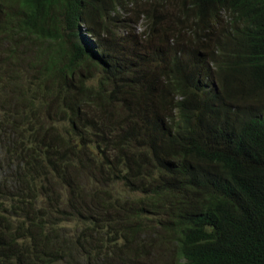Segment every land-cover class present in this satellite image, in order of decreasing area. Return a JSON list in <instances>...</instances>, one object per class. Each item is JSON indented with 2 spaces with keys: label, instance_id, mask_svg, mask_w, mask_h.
I'll return each instance as SVG.
<instances>
[{
  "label": "trees",
  "instance_id": "16d2710c",
  "mask_svg": "<svg viewBox=\"0 0 264 264\" xmlns=\"http://www.w3.org/2000/svg\"><path fill=\"white\" fill-rule=\"evenodd\" d=\"M0 264H264V0H0Z\"/></svg>",
  "mask_w": 264,
  "mask_h": 264
},
{
  "label": "rangeland",
  "instance_id": "374dc122",
  "mask_svg": "<svg viewBox=\"0 0 264 264\" xmlns=\"http://www.w3.org/2000/svg\"><path fill=\"white\" fill-rule=\"evenodd\" d=\"M137 19H138V17H137V15H136V17H133L131 20H129L127 24H128V25L132 28V30L135 31L136 33H141V32L144 31V26H138V25L136 24V20H137ZM117 24H118V26L121 25V23H117ZM123 24H124V23H123ZM123 26H124V25H123ZM118 28H121V27H118ZM126 32H127V34L129 33V32L127 31V29L123 27L122 30L119 31V34H118L119 38H124V36L126 35ZM81 33H82L83 37H84V36H87V34H86V32H85L84 30H82Z\"/></svg>",
  "mask_w": 264,
  "mask_h": 264
}]
</instances>
